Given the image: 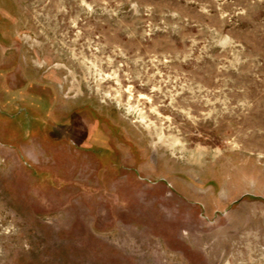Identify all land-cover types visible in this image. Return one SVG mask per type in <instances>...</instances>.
<instances>
[{
  "label": "rangeland",
  "instance_id": "1",
  "mask_svg": "<svg viewBox=\"0 0 264 264\" xmlns=\"http://www.w3.org/2000/svg\"><path fill=\"white\" fill-rule=\"evenodd\" d=\"M0 264H264V0H0Z\"/></svg>",
  "mask_w": 264,
  "mask_h": 264
}]
</instances>
